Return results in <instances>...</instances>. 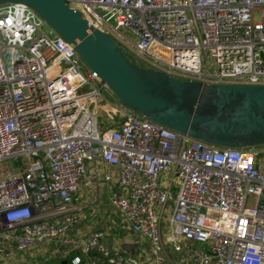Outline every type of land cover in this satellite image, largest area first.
Instances as JSON below:
<instances>
[{
  "label": "built area",
  "instance_id": "built-area-1",
  "mask_svg": "<svg viewBox=\"0 0 264 264\" xmlns=\"http://www.w3.org/2000/svg\"><path fill=\"white\" fill-rule=\"evenodd\" d=\"M64 2L139 65L203 84H264V0ZM93 162L116 169L108 204L147 244L148 264H172L171 253L186 264H264V145L221 147L135 113L32 8L1 3L0 264H24L41 244L61 247L69 264H142L102 230L72 232Z\"/></svg>",
  "mask_w": 264,
  "mask_h": 264
},
{
  "label": "water",
  "instance_id": "water-1",
  "mask_svg": "<svg viewBox=\"0 0 264 264\" xmlns=\"http://www.w3.org/2000/svg\"><path fill=\"white\" fill-rule=\"evenodd\" d=\"M32 8L135 113L221 147L264 145V84H203L142 66L64 0H0ZM66 264V260L60 262Z\"/></svg>",
  "mask_w": 264,
  "mask_h": 264
},
{
  "label": "crops",
  "instance_id": "crops-1",
  "mask_svg": "<svg viewBox=\"0 0 264 264\" xmlns=\"http://www.w3.org/2000/svg\"><path fill=\"white\" fill-rule=\"evenodd\" d=\"M88 173L91 184L89 187L81 188V190L79 191L77 201L83 206V208L79 212V221L73 228L72 232L75 236H84L90 231L102 230L105 233V238L108 243L107 245L110 248H119L123 256V254H126L128 250L126 249V247H124L125 244H122L119 241L118 237L114 235L112 229H115L116 231L117 227L114 226L113 228L114 224L111 220L110 214H116L125 229H127L129 234L132 236V239L135 240V238L128 226L123 222L119 214L108 204V196L115 185L114 183L117 175L116 169L113 166L106 165L102 162H93L88 165ZM105 175H108L109 179H105ZM103 227H106V230L102 229ZM135 241L137 243L138 240ZM142 243L145 244L148 251L147 244L145 242ZM57 247L61 248L59 246ZM60 252L62 253L61 258L57 260L56 264H60V262L63 260H66V264H69L68 259H66L64 256V252L62 250ZM169 253H171V251ZM21 257L23 256L21 255ZM170 257L171 259L181 260V264L187 263L184 258L181 257V255L171 253ZM23 259L25 258L23 257ZM125 259L127 261L129 259L134 260L130 256ZM26 263L27 262H25L24 264Z\"/></svg>",
  "mask_w": 264,
  "mask_h": 264
},
{
  "label": "rangeland",
  "instance_id": "rangeland-1",
  "mask_svg": "<svg viewBox=\"0 0 264 264\" xmlns=\"http://www.w3.org/2000/svg\"><path fill=\"white\" fill-rule=\"evenodd\" d=\"M107 35L111 39L116 41L114 34H112L111 32H108ZM105 109H107L108 112H110L108 106H106ZM105 116L106 115L102 113L101 111L98 112V118L100 121H103V119H105L104 118ZM122 118L123 116L121 115L120 119ZM105 123L108 124L107 120L105 121ZM110 216L114 224L113 228L114 226L117 227L116 231L115 229L114 230L112 229L114 235L118 237L119 241L122 244H125L124 247H126V249L128 250L126 254H123V257L127 258L128 256H130L136 262H140L142 264H148L150 262V257H149V253L147 251L145 244H143L141 241H137L136 243V241L132 239V236L129 234L128 230L125 229V227L120 222V219L118 218L116 214L111 213ZM105 228L106 227H103L102 229H105ZM61 250L62 248H58L57 246L41 244L33 248L30 252H27L26 254L24 253L22 256L25 258L24 261L27 262L26 264H56L57 260L61 258V254H62L60 252ZM169 257H170V254H169ZM171 263L181 264V260L171 259Z\"/></svg>",
  "mask_w": 264,
  "mask_h": 264
}]
</instances>
